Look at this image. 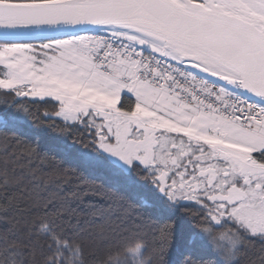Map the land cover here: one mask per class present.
Wrapping results in <instances>:
<instances>
[{
	"label": "snow or ice",
	"instance_id": "6c2138e0",
	"mask_svg": "<svg viewBox=\"0 0 264 264\" xmlns=\"http://www.w3.org/2000/svg\"><path fill=\"white\" fill-rule=\"evenodd\" d=\"M0 264H264V0H0Z\"/></svg>",
	"mask_w": 264,
	"mask_h": 264
},
{
	"label": "trees",
	"instance_id": "16d2710c",
	"mask_svg": "<svg viewBox=\"0 0 264 264\" xmlns=\"http://www.w3.org/2000/svg\"><path fill=\"white\" fill-rule=\"evenodd\" d=\"M41 111H51V108L41 109ZM122 195H125L124 193H121Z\"/></svg>",
	"mask_w": 264,
	"mask_h": 264
}]
</instances>
